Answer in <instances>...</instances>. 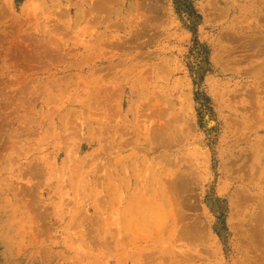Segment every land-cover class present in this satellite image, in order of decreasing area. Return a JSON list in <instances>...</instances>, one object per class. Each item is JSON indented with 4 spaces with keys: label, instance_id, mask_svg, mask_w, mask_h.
<instances>
[{
    "label": "rangeland",
    "instance_id": "rangeland-1",
    "mask_svg": "<svg viewBox=\"0 0 264 264\" xmlns=\"http://www.w3.org/2000/svg\"><path fill=\"white\" fill-rule=\"evenodd\" d=\"M136 1L0 0V264H264V0Z\"/></svg>",
    "mask_w": 264,
    "mask_h": 264
},
{
    "label": "bare ground",
    "instance_id": "bare-ground-1",
    "mask_svg": "<svg viewBox=\"0 0 264 264\" xmlns=\"http://www.w3.org/2000/svg\"><path fill=\"white\" fill-rule=\"evenodd\" d=\"M102 1H103V0H102ZM107 1H110V0H107ZM117 1H118V0H117ZM119 1H121V0H119ZM135 1H136V0H135ZM137 1H138V0H137ZM137 1H136V2H137ZM100 3H101V2H100ZM141 3H143V2H141ZM137 4H138V3H137ZM111 5H112V4H111ZM114 5H115V4H114ZM154 5H156V4H154ZM136 6H137V5H136ZM114 7H115V6H114ZM116 7H117V5H116ZM116 7H115V8H116ZM137 7H138V6H137ZM102 8H103V7H102ZM107 9H108V10H107L106 12H110L111 9H113V8H112V6H111V9H109L108 6H107ZM116 9H117V8H116ZM116 9H115V10H116ZM136 9H137V8H136ZM119 11H120V10H119ZM121 11H122V10H121ZM123 11H124V9H123ZM126 11H127V10H126ZM126 11H125V12H126ZM111 12H112V11H111ZM137 12H138V11H137ZM102 13H103V12H102ZM119 14H120V13H119ZM141 14H142V13H141ZM117 16H118V15H117ZM125 17H126V16H125ZM139 17H140V16H139ZM111 18H112V17H111ZM118 18H119V17H118ZM258 18H259V17H258ZM124 20H125V19H124ZM132 21H133V20H132ZM141 24H142V23H141ZM135 40H136V39H135ZM150 114H151V113H150ZM164 115H165V114H164ZM150 117H151V116H150ZM150 117H149V118H150ZM166 124H167V123H166ZM168 125H169V124H167V126H168ZM170 126H171V125H170ZM168 127H169V126H168ZM169 128H170V127H169ZM161 130H162V129H161ZM161 130H158V131L161 132ZM154 131H155V130H154ZM146 132H147V131H146ZM155 132H156V131H155ZM166 132H167V131H166ZM156 134H157V132L154 133L153 135H151V134H150V135H151V137H154V138H155V135H156ZM162 134H163V133H162ZM150 135L148 134V136H150ZM157 136H159V135L157 134V135H156V138H157ZM141 137H142V136H141ZM146 137H147V135H146ZM151 137H150V140H151ZM159 137H160V136H159ZM162 137H163V138H162L163 140H164V138H166L165 135L162 136ZM169 137H170V136H169ZM176 138H177V137H176ZM147 139H149V138H147ZM157 139H158V138H157ZM162 139H161V140H162ZM170 139H171V137H170ZM170 139H167V140L169 141ZM172 139H173V137H172ZM132 140H133V139H132ZM155 140H156V139H155ZM161 140H160V141H161ZM163 140H162V141H163ZM165 140H166V139H165ZM167 140H166V142H167ZM140 141H141V139H140ZM140 141H139V142H140ZM157 141L159 142V140H156V142H157ZM170 141H171V140H170ZM156 142H153V141H152L151 143L154 144V143H156ZM163 142H165V141H163ZM163 142H162V143H163ZM166 142H165V143H166ZM171 142H172V141H171ZM171 142H170V143H171ZM175 142H176V141L174 140V143H175ZM160 143H161V142H160ZM165 143H163V144H164V145H167L168 142H167L166 144H165ZM170 143H168V144H170ZM133 144H134V141H133ZM171 144H173V142H172ZM148 146H149V145H148ZM156 147H157V146H156ZM158 147H160V146H158ZM148 148H149V147H148ZM157 150H158V149H157ZM147 151H148V150H147ZM152 151H154V150H152ZM163 156H165V155H163ZM171 156H172V155H171ZM161 157H162V155H161ZM164 159H165V158H164ZM164 159H163V160H164ZM169 162H170V161H169ZM169 164H171V163H169ZM176 165H177V164H176ZM169 166H170V165H169ZM187 168H188V167H187ZM157 171H159V170L157 169ZM187 172H188V171H187ZM183 173H184V172H183ZM186 174H187V173H186ZM188 174H189V172H188ZM188 174H187V175H188ZM167 175H169V174L167 173ZM183 175H184V174H183ZM187 175H186V176H187ZM192 175H193V174H192ZM179 176H182L181 173H180ZM171 177H172V176H171ZM177 177H178V176H177ZM177 177H176V178H177ZM182 177H183V176H182ZM188 177H189V176H188ZM190 177H191V176H190ZM190 177H189V179H190ZM184 178H185V175H184ZM173 179H174V178H173ZM177 179L180 180L181 178H180V179L177 178ZM182 179H183V178H182ZM186 179H188V178H186ZM191 179H192V177H191ZM178 180H177V182H178ZM168 181H170V179H169ZM183 181H184V179H183ZM185 181H186V180H185ZM187 181H188V180H187ZM175 182H176V179H175ZM156 183H157V182H156ZM173 183H174V182H173ZM189 183H190V182H189ZM184 184H185V183H184ZM174 185L176 186L175 183H174ZM189 185H190V184H189ZM166 186L170 187V185H166ZM187 188H188V185H187ZM156 189H157V188H156ZM167 189H168V188H167ZM171 190H172V192L174 191V190L172 189V187H171ZM184 190H185V189H184ZM175 192H176V190H175ZM175 192H173V193L175 194ZM176 193H177V192H176ZM170 194H171V193H170ZM171 195H172V194H171ZM168 196H169V195H168ZM173 196H175V195H173ZM167 199H168V198H167ZM171 202H172V201H171ZM178 205H179V204H178Z\"/></svg>",
    "mask_w": 264,
    "mask_h": 264
}]
</instances>
